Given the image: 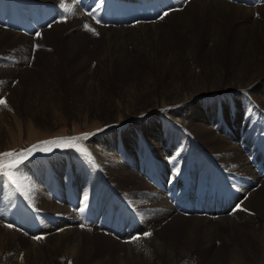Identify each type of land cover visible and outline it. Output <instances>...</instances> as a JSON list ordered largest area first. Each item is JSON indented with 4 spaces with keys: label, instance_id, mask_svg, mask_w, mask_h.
<instances>
[{
    "label": "rangeland",
    "instance_id": "1",
    "mask_svg": "<svg viewBox=\"0 0 264 264\" xmlns=\"http://www.w3.org/2000/svg\"><path fill=\"white\" fill-rule=\"evenodd\" d=\"M173 1L0 0V264H264V0Z\"/></svg>",
    "mask_w": 264,
    "mask_h": 264
},
{
    "label": "bare ground",
    "instance_id": "2",
    "mask_svg": "<svg viewBox=\"0 0 264 264\" xmlns=\"http://www.w3.org/2000/svg\"><path fill=\"white\" fill-rule=\"evenodd\" d=\"M157 2H158V0H156ZM173 1V0H172ZM207 1V0H206ZM102 2H103V5H104V2H105V0H102ZM159 2L160 3H158V5H160L161 4V6H163L162 8H161V11L163 10V9H170V13H173L174 14V12H172L171 10V8H173V3L171 2V0H159ZM174 2V1H173ZM194 2V1H193ZM198 2V1H197ZM239 2H244V0H217V3H218V5H220L219 7L221 8V7H223L225 10L227 9L228 11H233V9H235V10H239V9H241V10H250V9H252L251 7L250 8H248V6L247 7H243L242 6V4L240 3V4H238ZM199 3V2H198ZM254 3H257V1H255ZM201 4V3H200ZM199 4V5H200ZM103 5H102V7H103ZM257 5H259L257 8L258 9H261L263 6H261V5H264V2L262 3H260V1L257 3ZM198 6V5H197ZM206 6V5H205ZM222 8V9H223ZM257 9V10H258ZM264 9V8H263ZM219 10V9H218ZM262 10V9H261ZM100 11H102V9H101V7H100V9H99V17H98V21H99V19H100ZM263 11L264 10H262L261 12L263 13ZM248 13V12H247ZM254 12L253 11H250V14H253ZM102 14V13H101ZM199 14V13H198ZM261 14V13H260ZM203 15V14H202ZM103 16V15H102ZM174 16V15H173ZM179 16V15H178ZM208 16V15H207ZM103 17H106V18H109L108 16H103ZM233 17V16H232ZM263 17V16H262ZM223 18H225V17H223ZM230 19V18H229ZM228 20V19H227ZM121 21V20H120ZM91 23V22H90ZM122 24H129V23H123V22H121ZM153 23V22H152ZM122 24H120L121 26H122ZM135 24H137V23H135ZM130 25V24H129ZM111 26V25H110ZM104 27L105 28H111V29H114V28H112V27H106L105 25H104ZM103 27V28H104ZM94 28V27H93ZM102 28V27H101ZM138 27H136V29H137ZM140 28V27H139ZM135 29V28H134ZM70 30V29H69ZM76 30V29H75ZM100 30V29H99ZM104 30V32H108L109 33V31L110 32H114L113 30H107V29H103ZM116 31V30H115ZM169 31V30H168ZM167 31V32H168ZM179 31V30H178ZM72 32V31H71ZM74 32V31H73ZM90 33V32H89ZM76 35V34H75ZM74 36V35H73ZM180 37V36H179ZM171 38V37H170ZM260 81H264V77H262V78H257V79H255V80H253V77L249 80V84H245V86L244 87H242V86H238L237 88H233V89H230V90H237V89H239V88H241L242 87V89H244V90H250V89H252L254 92H255V90L253 89V86H255L256 84H258ZM259 85V84H258ZM260 86V85H259ZM251 90V91H252ZM262 90V89H261ZM261 90H257L256 92L258 93V92H261ZM227 92H229V91H225L223 94H225V93H227ZM238 92V91H237ZM241 93V92H240ZM211 94V93H210ZM211 96V95H210ZM254 96V95H253ZM249 100V99H248ZM197 125V124H196ZM195 125V126H196ZM198 128V127H197ZM223 138V137H222ZM221 140V139H220ZM244 140V139H243ZM221 142L223 143V140H221ZM223 146V145H222ZM228 148V147H227ZM231 149V148H230ZM233 149V148H232ZM239 149V148H238ZM228 151H229V149L228 150H223L222 152L226 155V158L223 160V161H229L230 159H231V161H235L237 158H235L236 156H237V153H239V150H237L235 153H234V151L228 156ZM102 156V155H101ZM229 157H230V159H229ZM108 158V157H107ZM238 158H239V156H238ZM241 158V157H240ZM102 159H104V158H102ZM110 161V160H109ZM251 161V160H250ZM254 163V162H253ZM254 167V166H253ZM254 168H256V167H254ZM234 170V169H233ZM258 174L260 175V172H258ZM127 180V179H126ZM263 180H264V177H263ZM238 188V187H237ZM151 205V204H150ZM213 211V210H212ZM259 211H260V209H259ZM215 213V212H214ZM260 213V215H263V214H261V212H259ZM258 213V214H259ZM183 214V213H182ZM264 217V216H263ZM185 219V218H184ZM183 219V220H184ZM69 225H72L71 226V229H74V230H76L77 229V225H75V223H74V221L72 220L71 222H70V224ZM68 228H70V226L68 227ZM69 230V229H68ZM151 238V237H150ZM78 241V240H77ZM114 241V240H113ZM138 242H140V241H138ZM70 244H72V243H70ZM146 244V243H145ZM76 246V245H75ZM71 247H73V246H71ZM68 248V247H67ZM77 249V248H76ZM70 252V251H69ZM69 255V253H66V255Z\"/></svg>",
    "mask_w": 264,
    "mask_h": 264
},
{
    "label": "snow or ice",
    "instance_id": "3",
    "mask_svg": "<svg viewBox=\"0 0 264 264\" xmlns=\"http://www.w3.org/2000/svg\"><path fill=\"white\" fill-rule=\"evenodd\" d=\"M168 15V12H164L161 16V18H163V16H166ZM86 29L88 28V25H85L84 26ZM38 35V34H37ZM4 101L3 100H0V104H3ZM70 139H76V138H70ZM25 151H30V150H25ZM21 156V158H23L24 156V153H20L18 154ZM13 156V153L12 152H4V153H0V157H11ZM20 163V160H15V161H11V162H4V161H0V167H12V166H16ZM85 199H87V197H85ZM146 235H150V234H146ZM37 239H40V237H37Z\"/></svg>",
    "mask_w": 264,
    "mask_h": 264
}]
</instances>
